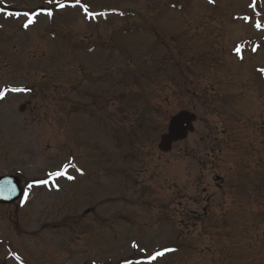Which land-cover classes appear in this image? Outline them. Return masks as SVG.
<instances>
[{
    "label": "rangeland",
    "instance_id": "1",
    "mask_svg": "<svg viewBox=\"0 0 264 264\" xmlns=\"http://www.w3.org/2000/svg\"><path fill=\"white\" fill-rule=\"evenodd\" d=\"M81 3L0 0L52 12L0 32V176L28 193L0 205V264H264V0ZM145 109L157 135L128 138Z\"/></svg>",
    "mask_w": 264,
    "mask_h": 264
},
{
    "label": "water",
    "instance_id": "2",
    "mask_svg": "<svg viewBox=\"0 0 264 264\" xmlns=\"http://www.w3.org/2000/svg\"><path fill=\"white\" fill-rule=\"evenodd\" d=\"M195 120V114L187 110H181L173 115L169 120L167 132L165 134H162L160 138V142L157 145L158 148L163 152L169 151L171 148L170 144H172V142L183 139L188 131L193 130L192 122ZM2 180L6 183V185H11L10 192L8 193L9 198H1L0 200V202L8 204V202H11L19 197V179L13 176L2 177L0 179V184L3 183Z\"/></svg>",
    "mask_w": 264,
    "mask_h": 264
},
{
    "label": "snow or ice",
    "instance_id": "3",
    "mask_svg": "<svg viewBox=\"0 0 264 264\" xmlns=\"http://www.w3.org/2000/svg\"><path fill=\"white\" fill-rule=\"evenodd\" d=\"M75 4L79 5L83 9L86 17H88V18H94L95 17L96 14L88 11V6L86 4H82L81 3V0H75ZM57 6L60 7V8H63L65 5L64 4L57 3ZM47 14L49 16H51L52 15L51 10H49ZM25 15L28 16L27 13ZM100 15H103V13H100ZM33 23H34V18L31 17V16H29V18L27 19V22L23 24V27L24 28H28L29 25H31ZM256 26L257 27H261V25L259 23H257ZM237 52H239V48H237ZM10 91H12V92H24V91H28V89H24V88H11ZM4 94H5L4 91H0V98H2L4 96ZM69 166L74 167V165H71V161H69L67 164H65L63 166V168H61L60 170L49 173V177H60V176L65 175L66 174V171H67V168ZM77 170L79 171V169H77ZM67 178L68 179H73L72 176H68ZM34 183H37V184H48L49 183V180L48 179H41V180L34 181ZM31 186H32L31 184L28 185L29 188ZM24 195H25V198H26L27 195H28L27 191H25ZM133 247H137V245L135 243H133ZM164 251H170V249H165ZM161 255H163V252H161V251H157V252H154V253H150L147 256V261L150 264V262L156 260V258L159 257V256H161Z\"/></svg>",
    "mask_w": 264,
    "mask_h": 264
},
{
    "label": "trees",
    "instance_id": "4",
    "mask_svg": "<svg viewBox=\"0 0 264 264\" xmlns=\"http://www.w3.org/2000/svg\"><path fill=\"white\" fill-rule=\"evenodd\" d=\"M186 79L183 77V80ZM182 80V81H183ZM146 110V109H145ZM142 110V111H134V121H132V125L129 126V130H127V137L132 138V136H151V135H157L160 128H155L153 126V120L148 115V110Z\"/></svg>",
    "mask_w": 264,
    "mask_h": 264
},
{
    "label": "flooded vegetation",
    "instance_id": "5",
    "mask_svg": "<svg viewBox=\"0 0 264 264\" xmlns=\"http://www.w3.org/2000/svg\"><path fill=\"white\" fill-rule=\"evenodd\" d=\"M15 204H16V205H17V207H18V205H19V204H17V203H15ZM16 212H17V210L15 211V213H16Z\"/></svg>",
    "mask_w": 264,
    "mask_h": 264
}]
</instances>
